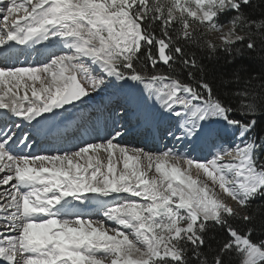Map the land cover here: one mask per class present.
Instances as JSON below:
<instances>
[{
  "label": "snow or ice",
  "instance_id": "obj_1",
  "mask_svg": "<svg viewBox=\"0 0 264 264\" xmlns=\"http://www.w3.org/2000/svg\"><path fill=\"white\" fill-rule=\"evenodd\" d=\"M249 2L0 0V56L5 57L0 60L2 264H210L201 251L210 225L227 226L229 235L211 264H225L230 254L238 264H264V240L254 241L252 228L241 231L230 224L251 223L252 213L264 210V205L252 208L253 201L264 197V163L259 162L264 140L245 138L256 126L254 118H235L237 110L254 114L258 105L244 102L246 91L235 93L241 97L236 108L214 93L208 82L196 78L195 70L202 72V66L181 45L197 42L189 31V17L220 33L219 46L201 42L209 56L218 50L230 53L234 42L245 40L241 30L251 40L253 25L240 14ZM229 12L237 15L225 32L218 20ZM154 24L161 35L152 30ZM174 24H179L175 36L170 34ZM254 27L264 34V22ZM54 40L62 43L61 52L51 53L39 66L8 62H18L24 54L23 49L16 53L17 46L31 49ZM247 47L255 45L249 42ZM178 61L189 82L156 71L158 64L172 69ZM113 86L129 93L140 89L145 101L158 104L168 117L165 136L186 145L208 144L217 149L212 158H187L190 153L175 147L151 153L122 146L127 104L106 117L113 127L103 142L82 141L46 155L24 153L42 133L64 135L53 123L61 110L76 109L92 93ZM149 127L160 131L152 121ZM227 128L237 130L240 140L231 149L216 144L221 129ZM101 152L107 154L106 164ZM193 166L235 204L193 178ZM89 201L104 219L79 210ZM105 220L112 225L106 227Z\"/></svg>",
  "mask_w": 264,
  "mask_h": 264
},
{
  "label": "trees",
  "instance_id": "obj_2",
  "mask_svg": "<svg viewBox=\"0 0 264 264\" xmlns=\"http://www.w3.org/2000/svg\"><path fill=\"white\" fill-rule=\"evenodd\" d=\"M240 14L246 17L250 25H253L251 29L253 35L250 40L247 30L239 31V34L244 36L245 40L234 42L230 53L218 50L215 55L209 56L208 51L201 47V42L213 43L208 31L209 28L194 22V18L191 17H189V31L197 36V42L185 44L182 41L181 45L185 48L186 55L194 54L198 64L202 66V72L195 70L196 78H202L208 82L213 88L214 93L222 99L228 100L236 108L241 97L236 96L235 93L246 91L247 95L243 97L244 102L258 105L256 113L242 115L237 110L235 118L244 122L254 118L256 126L251 131V135L254 136L256 142L261 143L264 140V43H261L264 40V34L259 33L254 25L264 22V0H250L248 4L241 6ZM235 15H237L235 12L221 15L218 23L227 25ZM152 30L158 36L161 35L159 25L154 24ZM177 30H179V24H174L170 34L175 36ZM249 42L254 43V49L247 47ZM216 45L219 46L221 44ZM153 52H155V48H153ZM156 71L177 75L185 82H189L188 73L182 69L179 61L173 65L172 69L162 63L158 64ZM259 162L264 163V147L260 150ZM262 205H264V197H258L252 202L253 209H258ZM252 214L254 215V219L251 223L231 220L230 224L241 231L252 228L251 238L259 242L260 240H264V210L259 212L254 211ZM228 239L227 226H209L208 231L205 233V245L201 251L208 258L210 264L214 254ZM189 256L191 258V254ZM191 264H197V262L191 261ZM225 264H238L237 256L234 254L225 256Z\"/></svg>",
  "mask_w": 264,
  "mask_h": 264
},
{
  "label": "rangeland",
  "instance_id": "obj_3",
  "mask_svg": "<svg viewBox=\"0 0 264 264\" xmlns=\"http://www.w3.org/2000/svg\"><path fill=\"white\" fill-rule=\"evenodd\" d=\"M8 0H4V4H7ZM18 3L23 2V0H17ZM163 2V0H162ZM3 6V5H0ZM18 18V17H17ZM3 17L2 15H0V21H2ZM10 20L12 18H9ZM228 30V24L225 25L224 27V31L226 32ZM209 34H210V38L212 40L213 43L215 44H222L223 40L220 38V33L216 32V31H212V30H208ZM40 65V64H39ZM37 65V66H39ZM95 74V73H94ZM29 84H31V81H27ZM119 83V82H117ZM37 87H39V83L37 82ZM113 99H115L113 101ZM102 100H106V101H113L110 105L108 110H105L104 112H93L94 109V105L98 104L100 101ZM85 103L80 105L78 107V110L81 109V111L84 113H87L83 116V119H85V123H81L79 129L77 130V132L71 131L70 133L68 132L67 135L63 136L64 138H61L59 141H50V140H44L41 142V144L37 143V138H36V145L33 147L34 149L38 148L41 151H44V154H46V152L49 150L51 152V154L54 153L55 150L60 149V148H64L67 149L68 147H70L73 144H79L82 141H86L89 140L91 142H96V143H100L103 142L105 138H107L111 131H109V127L108 125L112 128L113 127V122L108 119L107 123L106 121V117L116 108L118 107L120 104H127L129 110L130 108L133 106L134 101H133V97L131 95V93L128 92V90H121L116 86H113L109 89H107L106 91H101L98 93H92L91 94V98H85ZM139 106H141V103L139 104ZM70 111H72V109H69L68 112H63L61 110L60 115H66L69 116L68 113H71ZM92 112V113H91ZM65 113V114H64ZM73 113V112H72ZM91 117V118H89ZM82 118V117H81ZM138 121V120H137ZM100 124V126L98 127L97 125ZM123 123V122H122ZM136 123V122H135ZM107 126V127H106ZM127 128H128V124H127ZM101 129V130H100ZM29 131H31V129H28ZM148 129H146L142 134L140 139H136L134 137H130V140L132 141V143H121L119 142L122 146H126L129 148L132 147H136V148H142L144 149L146 152H151V153H159L160 151L166 150L167 148H173L175 147V149L180 152V153H188L187 149L192 146V145H186L185 147L179 148L178 146L181 143H178L177 141L174 142H168L166 140V138L162 137V140H160V144L154 145V146H150V148H146V142H145V137H146V132ZM69 134V135H68ZM229 134V135H228ZM97 136H105V138L101 141L95 140ZM251 137L252 139L255 140L254 136L251 135V132L249 134H247V136L245 137L246 139ZM91 138H95L94 140ZM256 141V140H255ZM237 143H240V140L238 139V131L231 129V128H227V129H221L219 138L216 141V144L218 147H226L231 149L232 147H234ZM258 143V142H257ZM143 145V146H142ZM204 145V146H203ZM208 144H199L198 147V151L197 153L193 154L190 153V156L187 158H194L196 160H200L203 161L206 158L207 159H211L212 156L211 154H214L215 151L217 149L212 148L210 145L208 151L207 150H203L205 148V146H207ZM31 148V150L33 149ZM24 153H28L29 149L25 148L23 149ZM50 154V153H48ZM260 154V152H259ZM106 154L104 152L100 153V158L103 160V162L106 164L107 160H106ZM145 167L147 165V161H142L141 162ZM183 167H186V165H183V163L181 162ZM118 169L122 168V161L117 165ZM154 172V166H153V171H149L148 175L151 176ZM191 174L193 176V178H197L200 181H203L205 183H208L210 187L214 188V190L217 193V196L219 198L224 199L227 203L234 205L235 202L231 201L230 198L227 197L226 193H223L222 190H219L218 187L214 186L211 184V181L208 180V178L206 177V175L202 172V170L198 173L197 170L195 169V167L193 166V168L191 169ZM2 175V174H0ZM6 187V186H5ZM138 199V198H137ZM91 214V213H89ZM92 216V215H91ZM93 219L96 220H100V219H104V218H100V217H96V216H92ZM105 226H111L106 220H105ZM0 264H2V261H0Z\"/></svg>",
  "mask_w": 264,
  "mask_h": 264
},
{
  "label": "bare ground",
  "instance_id": "obj_4",
  "mask_svg": "<svg viewBox=\"0 0 264 264\" xmlns=\"http://www.w3.org/2000/svg\"><path fill=\"white\" fill-rule=\"evenodd\" d=\"M62 43L59 41L54 40L52 43L49 42H44L43 44L40 45H35L31 49H24V46H17L15 51L16 53H21L22 49L24 51L23 55L19 56V61L15 58L10 59L8 62L9 63H18V64H32V65H39L41 63L47 62L50 54L55 52V53H60L62 49ZM66 51V50H65ZM5 57L0 56V60H4ZM24 89L21 88L19 90L20 94H23ZM29 95L30 90H29ZM131 95L133 97L134 104L129 110V119L127 121L128 128H126L124 136L119 140V142L127 144V143H132L130 140V137H134L136 139H140L141 134L146 130V137L145 142H146V148H150V146H154L157 144H160V140L163 138H166L168 142H174L175 140L171 139L170 137H167L163 134V128L169 123L168 117L162 113V110L160 109L159 105L154 103L152 100H147L145 101L144 97L141 95V90L140 89H134L131 91ZM115 99H113L114 101ZM110 100H102L98 104L94 105L93 112H104L105 110H108L109 105L113 102ZM141 103V106L139 104ZM72 109V108H71ZM71 113H68L69 116L66 115H60L55 118L53 123L57 125V127L64 133L63 136L67 135V133L73 131L74 134L77 132V130L80 127L81 123H85V119H83V116L87 113H83L78 108L72 109L70 111ZM73 112V113H72ZM92 113V112H91ZM65 114V113H64ZM48 115V114H46ZM82 117V118H81ZM138 120V121H137ZM149 121H152L154 124H159L160 125V131L156 132L155 128H150L149 127ZM136 122V123H135ZM101 123H99L97 126L99 127ZM107 127V126H106ZM109 131L112 130V128L108 125ZM101 130V129H100ZM69 135V134H68ZM229 135V134H228ZM62 137H54L52 135L45 133H42L37 136V143L41 144L42 141L44 140H55L59 141ZM105 138V136H97L95 139L98 141H101ZM87 142H91L90 139L86 140ZM143 146V145H142ZM186 144L181 143L178 147L182 148L185 147ZM204 146V145H203ZM199 147V144L197 145H192L190 146L187 151L188 153L195 154L197 153V149ZM209 146H205L203 150L208 151ZM51 151H47L46 154L50 153ZM102 153V152H101ZM26 154H31V155H46L44 154V151L39 150L38 148L29 150L28 153ZM106 154V153H105ZM107 155V154H106ZM82 213L84 214H89L91 213L92 216L104 218L102 211L98 208V206L95 204L94 201H89L87 202L86 205L81 206L79 209ZM110 225H112V222L107 221Z\"/></svg>",
  "mask_w": 264,
  "mask_h": 264
},
{
  "label": "water",
  "instance_id": "obj_5",
  "mask_svg": "<svg viewBox=\"0 0 264 264\" xmlns=\"http://www.w3.org/2000/svg\"><path fill=\"white\" fill-rule=\"evenodd\" d=\"M67 107V106H66ZM69 109H71V108H69Z\"/></svg>",
  "mask_w": 264,
  "mask_h": 264
}]
</instances>
